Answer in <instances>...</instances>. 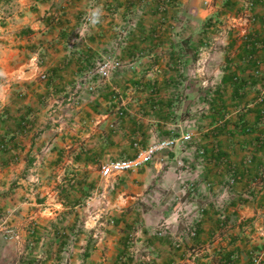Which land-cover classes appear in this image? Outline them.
Here are the masks:
<instances>
[{
    "label": "crops",
    "instance_id": "obj_1",
    "mask_svg": "<svg viewBox=\"0 0 264 264\" xmlns=\"http://www.w3.org/2000/svg\"><path fill=\"white\" fill-rule=\"evenodd\" d=\"M107 61L119 66L102 81ZM255 233L264 0H0V264H242Z\"/></svg>",
    "mask_w": 264,
    "mask_h": 264
},
{
    "label": "built area",
    "instance_id": "obj_2",
    "mask_svg": "<svg viewBox=\"0 0 264 264\" xmlns=\"http://www.w3.org/2000/svg\"><path fill=\"white\" fill-rule=\"evenodd\" d=\"M118 66L119 65L115 62L107 61L105 63H100L95 72L100 80H108ZM83 85L88 90L94 91L95 89L94 87L89 86L86 82H84ZM191 140V134H184L166 140L156 141L146 149L141 150L136 158L132 160H117L103 164L100 168V176L103 180L111 181L113 178L122 174L138 171L153 162L162 152L173 149L177 146H183ZM235 183L236 180L234 178L230 179L229 184L234 185Z\"/></svg>",
    "mask_w": 264,
    "mask_h": 264
},
{
    "label": "rangeland",
    "instance_id": "obj_3",
    "mask_svg": "<svg viewBox=\"0 0 264 264\" xmlns=\"http://www.w3.org/2000/svg\"><path fill=\"white\" fill-rule=\"evenodd\" d=\"M117 178V177H116ZM113 178V179H116ZM112 179V180H113ZM111 180V181H112ZM110 181V182H111ZM261 227V226H259ZM261 236L255 233L254 237H249V239L244 240L243 242H241V246L243 247L242 250V254L241 255H237L238 257L233 258V262L239 261V263L242 264H264V241L260 240ZM218 247L221 248H226L227 249V245H223L222 244H218ZM207 254V252L203 253L202 255ZM209 257L208 255L206 256H200L198 258H191L188 257L185 259V261L183 262V264H192L193 260L197 261V259H200L202 261L203 264H214V258H211L210 262H209ZM165 258L162 257H150V259L146 260V262L148 261H152L154 263H150V264H159L160 262H162ZM223 259V258H222ZM226 260V258H225ZM177 264H182L181 261H179V263Z\"/></svg>",
    "mask_w": 264,
    "mask_h": 264
},
{
    "label": "clouds",
    "instance_id": "obj_4",
    "mask_svg": "<svg viewBox=\"0 0 264 264\" xmlns=\"http://www.w3.org/2000/svg\"><path fill=\"white\" fill-rule=\"evenodd\" d=\"M102 15H103L102 5L96 6L93 9H91L87 16L88 24H86L85 27H88V25L95 27L96 25L100 24Z\"/></svg>",
    "mask_w": 264,
    "mask_h": 264
}]
</instances>
